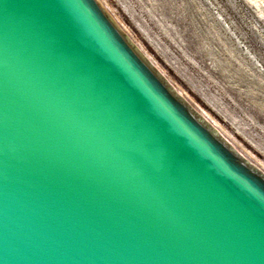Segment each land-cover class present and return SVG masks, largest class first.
<instances>
[{
  "label": "water",
  "instance_id": "1",
  "mask_svg": "<svg viewBox=\"0 0 264 264\" xmlns=\"http://www.w3.org/2000/svg\"><path fill=\"white\" fill-rule=\"evenodd\" d=\"M0 264H264V174L99 0H0Z\"/></svg>",
  "mask_w": 264,
  "mask_h": 264
},
{
  "label": "rangeland",
  "instance_id": "2",
  "mask_svg": "<svg viewBox=\"0 0 264 264\" xmlns=\"http://www.w3.org/2000/svg\"><path fill=\"white\" fill-rule=\"evenodd\" d=\"M99 2L174 90L264 173V0Z\"/></svg>",
  "mask_w": 264,
  "mask_h": 264
},
{
  "label": "bare ground",
  "instance_id": "3",
  "mask_svg": "<svg viewBox=\"0 0 264 264\" xmlns=\"http://www.w3.org/2000/svg\"><path fill=\"white\" fill-rule=\"evenodd\" d=\"M132 44V43H131ZM133 45V44H132ZM134 46V45H133ZM135 47V46H134ZM136 48V47H135ZM137 49V48H136ZM137 51L139 52V54L141 55V57L143 58V60L147 63V64H149L153 69H155L158 73H159V71L154 67V65L151 63V62H149V60L147 59V58H145V56H143V54H141L140 53V51L137 49ZM160 74V73H159ZM160 76L168 83V85L171 87V89H172V91L179 97V98H181L205 123H207L215 132H216V130L213 128V124H211L208 120H207V118L204 116V115H202V114H200L199 112H197L195 109H193L186 101H185V99L179 94V93H177L175 90H174V88L170 85V83L163 77V75H161L160 74ZM217 133V132H216ZM218 134V133H217ZM219 135V134H218ZM220 136V135H219ZM221 137V136H220ZM222 138V137H221ZM223 139V138H222ZM224 140V139H223ZM225 141V140H224ZM229 141V140H228ZM226 142V141H225ZM227 143V142H226ZM231 143V142H230ZM228 145H230L229 143H227ZM231 146V145H230ZM232 147V146H231ZM233 148V147H232ZM234 149V148H233ZM235 150V149H234ZM236 151V150H235ZM242 154V153H241ZM245 156V155H244ZM260 171V170H259ZM263 173V172H262ZM264 174V173H263Z\"/></svg>",
  "mask_w": 264,
  "mask_h": 264
}]
</instances>
